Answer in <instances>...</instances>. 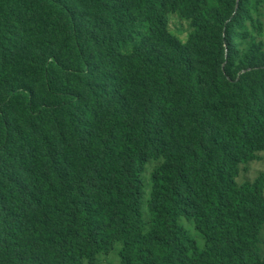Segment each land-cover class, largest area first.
I'll return each instance as SVG.
<instances>
[{"label": "trees", "instance_id": "obj_1", "mask_svg": "<svg viewBox=\"0 0 264 264\" xmlns=\"http://www.w3.org/2000/svg\"><path fill=\"white\" fill-rule=\"evenodd\" d=\"M261 152L264 0H0V264H264Z\"/></svg>", "mask_w": 264, "mask_h": 264}, {"label": "rangeland", "instance_id": "obj_2", "mask_svg": "<svg viewBox=\"0 0 264 264\" xmlns=\"http://www.w3.org/2000/svg\"><path fill=\"white\" fill-rule=\"evenodd\" d=\"M237 8H238V6H237ZM187 27H188L187 22L180 19L179 16H177V15L171 16V28H172V30L175 33H177L178 35H180L183 39L186 38ZM261 154H262L261 159L254 160L248 164L242 165L241 175L239 177L240 182H242L246 179L254 180L260 175L261 172L264 171V152H261ZM152 169H153V162H151L147 166V171L144 174L145 180H146L147 185H148L147 186V191H148L147 199L149 198V194H150V188H151L150 174H151ZM146 212H147L146 216L147 215L149 216L147 207H146ZM181 222L194 235V237L197 239L199 244L203 246L204 239H203L202 235L196 229L194 221L189 220L185 217H182ZM120 246H121V244H119V243L115 244L114 248L110 251V253L100 255L99 264H118L120 262V258H119ZM260 250H261L262 256L264 257V225H263V228H262L261 233H260Z\"/></svg>", "mask_w": 264, "mask_h": 264}, {"label": "water", "instance_id": "obj_3", "mask_svg": "<svg viewBox=\"0 0 264 264\" xmlns=\"http://www.w3.org/2000/svg\"><path fill=\"white\" fill-rule=\"evenodd\" d=\"M238 6H239V4H238Z\"/></svg>", "mask_w": 264, "mask_h": 264}]
</instances>
